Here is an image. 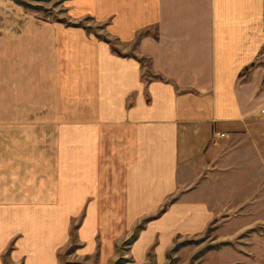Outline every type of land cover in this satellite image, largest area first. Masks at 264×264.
I'll return each instance as SVG.
<instances>
[{
    "label": "crops",
    "instance_id": "crops-1",
    "mask_svg": "<svg viewBox=\"0 0 264 264\" xmlns=\"http://www.w3.org/2000/svg\"><path fill=\"white\" fill-rule=\"evenodd\" d=\"M65 2L71 25L0 37V264H59L92 201L122 211L113 247L163 209L147 233L264 207V0Z\"/></svg>",
    "mask_w": 264,
    "mask_h": 264
},
{
    "label": "rangeland",
    "instance_id": "rangeland-1",
    "mask_svg": "<svg viewBox=\"0 0 264 264\" xmlns=\"http://www.w3.org/2000/svg\"><path fill=\"white\" fill-rule=\"evenodd\" d=\"M65 3V0H0V37L13 31L21 35L28 27L36 30V37H41L38 26L71 25ZM79 25L106 40L104 27L93 19L87 18ZM111 44L114 51L123 54L114 42ZM2 133L8 134V131ZM17 133L20 137L29 136L26 130L20 129ZM54 133L35 130L36 137ZM92 202L85 203L78 215L70 218L67 248L58 257L59 264H264V207L261 204L252 203V208L226 212L204 228L182 220L172 233L146 231L149 224L162 218L167 212L165 209L153 217L131 218L128 238L113 247L111 240L117 243V236L107 230L112 232L117 228L122 211L89 210ZM88 214L96 217L95 223L88 222ZM140 236L141 241L136 243ZM8 256L4 257L5 264H10Z\"/></svg>",
    "mask_w": 264,
    "mask_h": 264
},
{
    "label": "trees",
    "instance_id": "trees-1",
    "mask_svg": "<svg viewBox=\"0 0 264 264\" xmlns=\"http://www.w3.org/2000/svg\"><path fill=\"white\" fill-rule=\"evenodd\" d=\"M74 26H76V27H79L78 25H74ZM105 42H107V43H109V41L108 40H104Z\"/></svg>",
    "mask_w": 264,
    "mask_h": 264
}]
</instances>
